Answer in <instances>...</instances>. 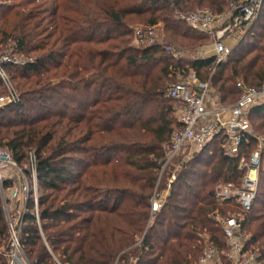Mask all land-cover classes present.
<instances>
[{
    "label": "trees",
    "instance_id": "obj_1",
    "mask_svg": "<svg viewBox=\"0 0 264 264\" xmlns=\"http://www.w3.org/2000/svg\"><path fill=\"white\" fill-rule=\"evenodd\" d=\"M231 1L0 0V46L13 45L26 60L5 66L21 99L0 108V145L21 166L36 155L38 216L31 195L21 230L32 264H191L209 247L222 255L229 249L215 216H232L240 205L220 203L218 193L229 182L242 185L240 157H250L258 141L246 133L233 156L217 135L162 171L181 128L179 103L166 88L178 67L209 82L223 104L238 100L239 81L263 86L264 2L219 63L215 56L175 59L162 44L135 47L131 26L162 23L192 49L207 34L178 14L220 13ZM249 120L264 137V103L249 110ZM259 183L242 232L264 263V159ZM167 188L153 213L154 195ZM8 243L0 201V264H8Z\"/></svg>",
    "mask_w": 264,
    "mask_h": 264
},
{
    "label": "built area",
    "instance_id": "obj_2",
    "mask_svg": "<svg viewBox=\"0 0 264 264\" xmlns=\"http://www.w3.org/2000/svg\"><path fill=\"white\" fill-rule=\"evenodd\" d=\"M263 2L264 0H232L228 8L220 13L208 8H198L190 14L179 13L178 18L187 21L193 29L214 37L212 56H215L219 63L227 59L232 48L243 39L255 23ZM158 25L131 26L132 44L139 48L163 44ZM227 38H235L236 44L233 47L228 46L225 43ZM164 49L175 59L184 57L180 48L166 45ZM25 63V59L19 58L14 53L13 45H6L0 49V88L6 91L0 95V108L20 101L16 85L5 66ZM175 74L178 80L167 86L166 93L168 97L179 103L178 120L181 128L173 133L172 144L168 149L162 171L177 156L183 155V160L187 161L189 154L192 156L203 150L217 135L226 138L225 149L233 156L240 154L246 133L254 135L258 141L250 157L247 158L244 154L240 157L239 166L246 169L242 185L236 187L234 182H229L218 193L220 203L232 200L240 205V212L236 215L225 217L216 214L215 216L224 227L229 251L222 255L218 248L209 247L195 263L191 264H264L259 254L248 245L247 236L242 232L244 214L251 210L259 190V173L264 157V138L252 130L249 110L255 105L264 103V85L250 87L239 81L237 86L241 89V95L238 100L232 104H223L220 100L211 98L209 82L202 81L194 71L178 67ZM28 165L29 171L36 178L34 152L30 153ZM25 174V169L20 167L11 151L0 145V194L4 196L7 189L9 192V196L3 198L5 201L3 208L11 240L8 252L10 264H31L21 242V229L29 197L33 196L37 216L39 199L37 193L25 181ZM171 179H175V174H172ZM8 181H13L11 186H7L10 183ZM161 198L160 193L154 195L153 213L160 209ZM11 200L22 203V206L17 208L16 215L10 214Z\"/></svg>",
    "mask_w": 264,
    "mask_h": 264
},
{
    "label": "rangeland",
    "instance_id": "obj_3",
    "mask_svg": "<svg viewBox=\"0 0 264 264\" xmlns=\"http://www.w3.org/2000/svg\"><path fill=\"white\" fill-rule=\"evenodd\" d=\"M199 8H208V9H211L209 7H199ZM198 9V8H197ZM212 10V9H211ZM185 23H187V21H185ZM188 24V23H187ZM135 25H143V24H135ZM133 25V26H135ZM189 25V24H188ZM159 33L162 37V46H166V45H171L173 47H177V48H180L183 52V58H206V57H210L212 56L213 54V47H214V43H215V39L214 37H211L210 35L207 34V40H205L202 44H199L198 46H196L195 48H190V47H187V46H184L183 44H181L180 42H178L177 40H172L169 36V33L166 31V29L164 28L163 24L160 23L159 25ZM190 26V25H189ZM192 28V27H191ZM237 40L235 38H227L225 40V43L230 46V47H233L235 44H236ZM132 43H133V39H132ZM6 45H11V44H6ZM6 45H3V46H0V49H3ZM133 45V44H132ZM19 58H23V56L21 55H18ZM24 59V58H23ZM178 80V77L177 75L174 77L173 81H171L169 84L175 82ZM14 81V80H13ZM15 83V82H14ZM16 85V84H15ZM17 88V87H16ZM210 88H211V98H214V99H218L220 100V95L218 94V92L210 85ZM18 91V89H17ZM6 93V91L4 89H2L1 91V88H0V95L1 94H4ZM19 95H20V92L18 91ZM20 99H21V95H20ZM179 107V106H178ZM252 130L254 131V133L258 134L261 136V134L257 133L254 128L251 126ZM263 137V136H262ZM264 138V137H263ZM4 147V146H3ZM188 152V151H186ZM194 154H192L193 156ZM191 154H189V159L192 157ZM179 157V161L176 163L177 166L175 167L176 169L179 167V162L181 161H184L183 160V155H180V156H177ZM188 159V160H189ZM264 159V157H263ZM174 161V159H173ZM19 164V163H18ZM29 164V162H28ZM28 164H25V165H20V167H22L23 169H25V172H26V178H25V181H27L29 183V185L31 186V188L33 189V191H35V193H37L38 197H39V193H40V190H39V183H38V179L37 177L34 178L33 177V174L31 173L30 170V166ZM175 164V165H176ZM23 180V179H22ZM24 181V182H25ZM10 183L7 184V186H11L12 185V182L13 181H8ZM7 186H6V189H7ZM32 191V194L34 195L35 193ZM167 193V190H164L162 191L160 194L161 196L166 194ZM9 196V192H8V189H7V193L2 196V194H0V201H1V206H2V209H3V216H4V219H5V210L3 208L4 206V203L5 201L3 200V198H6ZM159 197V196H158ZM10 203L12 204V206L10 207V214L11 215H16L17 214V208L21 207L22 206V203L19 202V201H14V200H11ZM16 208V209H14ZM13 209V210H12ZM237 214V213H236ZM236 214H233V215H236ZM5 222H6V219H5ZM6 225H7V222H6ZM7 230H8V239H9V243H8V246L5 250V255L8 259V264H10V258L8 256V252H9V249H10V246H11V240H10V234H9V229H8V226H7ZM22 230V229H21ZM22 242V241H21ZM252 249V248H251ZM25 251V250H24ZM229 251V249L227 251H223V253H227ZM257 252V251H255ZM26 253V252H25ZM258 253V252H257ZM28 258V257H27ZM29 260V258H28ZM30 262V260H29ZM31 263V262H30ZM32 264V263H31Z\"/></svg>",
    "mask_w": 264,
    "mask_h": 264
}]
</instances>
